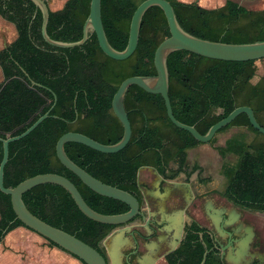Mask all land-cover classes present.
<instances>
[{
  "label": "trees",
  "instance_id": "obj_1",
  "mask_svg": "<svg viewBox=\"0 0 264 264\" xmlns=\"http://www.w3.org/2000/svg\"><path fill=\"white\" fill-rule=\"evenodd\" d=\"M90 1L67 0L58 11L49 8V38L62 43L80 41ZM144 1L101 0L104 31L116 51L126 48L132 16ZM166 1L182 29L196 38L225 44L264 41V10L249 11L231 0L216 10L196 3ZM0 17L13 24L17 32L16 40L0 52L4 78L0 84V139L21 135L49 112V117L28 136L9 145L4 187L14 188L37 175L56 174L74 184L93 211L102 215L126 213L125 204L95 194L65 169L56 157V144L70 132L103 145L121 140L123 127L112 112V100L125 79L156 75L155 50L170 35L163 12L158 7L146 12L136 51L121 62L102 53L94 33L88 34L83 46L73 49L46 44L41 35V12L29 0H0ZM167 70L171 107L180 123L205 135L236 108L246 106L264 127V70L253 84L256 62L217 61L180 51L168 57ZM124 106L132 130L128 145L116 154H103L68 143L64 149L73 163L95 179L137 199V173L142 167L154 168L168 180L188 168L189 175L202 172L197 163L190 167L187 161L188 151L201 144L169 121L161 96L133 86L126 93ZM231 128H244L261 139L247 143L234 137L216 147L221 159L220 173L226 180L223 195L244 209L264 213V136L251 127L246 115L238 116L216 136ZM215 142L214 138L210 144ZM229 155L236 157L234 163L227 161ZM2 157L0 142V163ZM22 200L37 218L104 256L102 242L114 227L87 219L65 190L42 185L25 193ZM20 227L25 228L13 212L10 197L0 192V243ZM203 254L199 244L192 254L184 255L185 262L181 264H200ZM205 264H220V260L209 254Z\"/></svg>",
  "mask_w": 264,
  "mask_h": 264
},
{
  "label": "water",
  "instance_id": "obj_2",
  "mask_svg": "<svg viewBox=\"0 0 264 264\" xmlns=\"http://www.w3.org/2000/svg\"><path fill=\"white\" fill-rule=\"evenodd\" d=\"M41 12L42 26L41 35L46 44L57 49H73L83 46L88 40V34L94 33L102 53L114 61H126L136 51L141 24L144 15L152 7H158L166 19L169 37L163 40L156 48L154 53L155 76H134L125 79L118 87L112 100V112L123 127V136L121 140L114 145H103L82 134L70 132L63 135L56 144V157L60 164L73 173L82 184L95 194L119 201L128 207L126 213L120 215H102L93 211L83 200L77 188L68 179L56 174H42L32 178L25 179L14 188L4 187V168L9 158V145L28 136L44 120L49 117V112L40 117L30 128L19 136L10 137L2 140L3 157L0 163V192L10 197L13 212L18 221L39 237L56 245L62 251L76 258L82 264H122L123 249L129 243L130 238L126 237L125 227L136 217H143L142 208L138 200L130 193L119 188L109 186L95 179L85 170L73 163L65 152V145L76 143L89 149L103 154H116L122 151L130 142L132 136L131 124L128 114L125 110L124 100L127 91L135 86L150 95H159L162 97L169 121L178 129L187 132L195 141L202 145L210 144L216 134L228 127L238 116L246 115L251 127L264 136V127L256 120L253 110L250 107H238L226 118L214 124L205 135L198 133L193 126H187L180 123L174 117L170 97H169V75L167 70V59L175 52H187L202 58L224 61V62H257L264 60V41L251 44H225L222 42H210L196 38L186 33L180 26L175 12L166 0H146L142 2L134 12L128 33V43L123 51H116L107 40L101 16V0H91L89 15L83 26V35L80 41L74 43L57 42L47 35V25L49 20V7L47 0H29ZM143 170H151L159 179L157 171L152 168L142 167L138 171V176ZM139 184V182H138ZM42 185H56L65 190L74 201L78 210L89 220L102 224L113 226L114 230L104 239L106 257L102 256L95 249L91 248L76 237L48 225L35 215H33L25 206L22 197L30 190ZM122 237V245L115 244L118 237ZM250 237L243 242V250L247 249ZM246 253V252H245ZM243 251H238L237 256L243 257ZM208 251H205L200 264H205ZM233 263V260L229 259Z\"/></svg>",
  "mask_w": 264,
  "mask_h": 264
},
{
  "label": "flooded vegetation",
  "instance_id": "obj_3",
  "mask_svg": "<svg viewBox=\"0 0 264 264\" xmlns=\"http://www.w3.org/2000/svg\"><path fill=\"white\" fill-rule=\"evenodd\" d=\"M189 173L188 168L168 180L158 173L159 179L151 170L141 171L137 177L139 197L135 198L143 217L125 226L130 241L122 251V264H181L184 255L192 254L199 244L204 253L218 257L220 264H264V213L244 209L223 191L211 189L210 174ZM122 242L119 236L115 244ZM238 251L246 253L240 258Z\"/></svg>",
  "mask_w": 264,
  "mask_h": 264
},
{
  "label": "rangeland",
  "instance_id": "obj_4",
  "mask_svg": "<svg viewBox=\"0 0 264 264\" xmlns=\"http://www.w3.org/2000/svg\"><path fill=\"white\" fill-rule=\"evenodd\" d=\"M65 0H47L49 8L54 10L56 7L62 5ZM241 7L249 11H263L264 0H231ZM196 2V0H192ZM53 4V5H52ZM256 76L252 80L256 84L263 74L264 60L256 62ZM3 78H0V83ZM243 138L247 143L255 139H261L244 128H231L223 133L218 134L214 144L199 145L196 148L189 150L187 161L190 167L193 164H198L202 171L203 176L210 174L212 177L211 189L224 191L226 180L220 173L221 159L216 151V147L224 145L225 141L230 138ZM227 161L234 163L236 157L229 155ZM264 218V216H263ZM264 226V220H263ZM0 264H15L10 258H15L19 264H71L70 255L58 250L55 247H50L48 242L39 237L35 233L27 229H17L10 234L7 239L0 245ZM10 257V258H6ZM73 261H78L74 259ZM79 262V261H78Z\"/></svg>",
  "mask_w": 264,
  "mask_h": 264
},
{
  "label": "crops",
  "instance_id": "obj_5",
  "mask_svg": "<svg viewBox=\"0 0 264 264\" xmlns=\"http://www.w3.org/2000/svg\"><path fill=\"white\" fill-rule=\"evenodd\" d=\"M66 1L67 0H65L62 5L56 7L54 10H52L51 8H50V10H52V11H58V10H60L63 7V5L65 4ZM178 1H180L182 3H187V4L196 3L200 7L204 8V9H207V10H216V9L222 8L225 5V3H226L227 0H196V2H192V0H178ZM16 38H17V32H16V29H15V26L13 24L5 21L4 19H2L0 17V52L3 51L5 48H7L11 43H13L16 40ZM1 77L3 78V75H2V72H1V69H0V78ZM3 81H4V78H3ZM20 228L26 229V228H23V227H20ZM20 228H17V229H20ZM14 231H12L11 233H9L5 237L4 240H3V242ZM0 245H1V243H0ZM50 247H52V246H50ZM55 248H57V247H55ZM57 249L58 250H61L59 248H57ZM62 252H64V251H62ZM64 253H66V252H64ZM66 254H68V253H66ZM3 257L4 256H0V259H2ZM6 258H10V257H6ZM70 259H71V264H82L80 261L79 262L78 261H73L76 258H74L72 256L70 257ZM10 260H13V262H15V264H19V261L17 259H15V258H10Z\"/></svg>",
  "mask_w": 264,
  "mask_h": 264
}]
</instances>
